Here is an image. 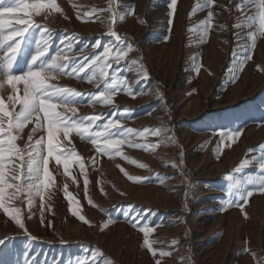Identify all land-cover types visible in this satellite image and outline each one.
I'll list each match as a JSON object with an SVG mask.
<instances>
[{
  "label": "rangeland",
  "instance_id": "rangeland-1",
  "mask_svg": "<svg viewBox=\"0 0 264 264\" xmlns=\"http://www.w3.org/2000/svg\"><path fill=\"white\" fill-rule=\"evenodd\" d=\"M55 3L61 11L49 8L43 15L32 17L52 32L46 55L64 49L61 41L70 42L72 51L64 49L61 54L79 62L87 54L102 51L91 47L97 39L104 44L114 39L108 34L111 13L92 12L107 8L108 0ZM202 3L203 0H177L170 23V0H113V11L124 14L123 22L113 24V30L137 50L129 54V59H138L149 74L143 77L135 69L128 71L123 67L126 62H122L120 70L127 75L134 98L118 92L113 98L114 106L92 101L88 94L96 90L95 84L89 83L83 73L79 77L58 75L50 81L83 94V99L78 97L79 103L72 105L78 115L105 114L98 122L111 117L138 131H167L160 137H128L135 143L159 146L144 150L126 142L120 149L123 155L98 153L90 141L73 134L74 147L87 168V193L78 165H70L77 181L74 183L64 174L62 165L50 161L56 187L45 192L44 224L39 197L30 212L24 197L5 201L10 208L21 209L27 232L0 208V237H12L0 249V264H25L26 256L29 261L35 259L36 264H77L94 251L98 256L103 253L99 264L108 260L114 264H155L156 259H161V264H264V192L256 185H248L253 195L247 202L238 196L230 197L226 179L245 160L249 163L239 175L260 173L259 160L252 158L260 156L259 146L264 145V37L257 33L253 47L248 36L251 30L233 27L244 22L236 9L241 0H215L214 18L205 36L200 22L206 19L208 9L197 7ZM259 10L251 6L245 9L246 16H257L252 30L259 28ZM88 13H92L91 19L86 18ZM85 19L87 22H82ZM30 31L31 43L18 56L14 64L17 69L26 70L41 40L39 29ZM246 55L252 58L245 60ZM0 82H4L0 98L10 109L7 97L14 92L22 96L23 84L18 82L14 90L3 73ZM121 112L123 117L118 115ZM32 127L33 123H29L22 132L14 133L21 137L16 141L21 148ZM237 130L241 135L234 141L220 135ZM42 135L46 137V124L33 140ZM92 159L96 160L95 166ZM5 163L9 182H15L9 172L13 162ZM14 163L18 165L19 160L14 159ZM121 168L141 179L129 180ZM65 183L75 197L71 204L62 190ZM12 191L6 189L5 196ZM72 208L91 224L73 216ZM131 217L141 218L143 224L154 229L148 238L156 241L155 257L143 244V233L130 223ZM104 223L107 226L101 230ZM161 250L171 255L160 257Z\"/></svg>",
  "mask_w": 264,
  "mask_h": 264
},
{
  "label": "snow or ice",
  "instance_id": "snow-or-ice-1",
  "mask_svg": "<svg viewBox=\"0 0 264 264\" xmlns=\"http://www.w3.org/2000/svg\"><path fill=\"white\" fill-rule=\"evenodd\" d=\"M176 6L177 0H170V23L174 18ZM214 6H217L215 0H203V3L197 6L200 9H208L206 19L200 22L205 36L208 35L211 28L214 18L212 8ZM249 6L260 9L258 12V30H252L254 29L257 16L245 15V9ZM49 8L57 12L61 11L55 0H0V51H3V59L0 60V73L5 75L6 82L14 90L18 82L23 84L22 96L14 92V94L7 97L10 102V109L5 106L4 99L0 98V208L3 209L4 213L10 215L11 219L25 232H27V229L22 218L21 209L10 208L5 201L6 199L11 201L24 197L27 200L30 212L35 198L39 197L41 202V223L44 224L45 192L52 187H56L55 177L49 167L50 161L54 160L57 166L62 165L64 174L71 177L74 183L77 181L70 171V165H78L81 174L84 176L85 193L88 191L87 168L84 158L74 147L71 139L73 134L81 140L90 141L98 153L108 154L115 152L116 155H123L120 149L121 145L126 142L133 148L144 150H155L159 146L158 144L135 143L128 137L135 135L140 137H145L146 135L160 137L162 132L167 131L165 128H144L142 131H138L137 129L125 127L121 123V119L109 117L106 122H98L103 121L105 114L90 116L77 114L78 109L72 105L79 103L77 98L83 99V94L72 87H62L50 83V81L56 80L58 75L72 76L75 74L79 77L83 73L89 83L95 84L96 90L88 94L91 100L101 102L104 105L114 106L113 98L118 92L128 93L133 98L135 96L127 75L120 70L122 62H126L123 67L128 71L135 69L137 74H142L143 77H148L149 74L138 59H129V54L137 50L130 43H126L121 34L113 30L112 25L123 22L124 15L113 11V0H108L107 8L93 9L92 12L107 11L111 13L108 34L114 39H111L106 44L97 39L91 47L94 49L102 48V51L87 54L79 62L71 59L67 54H61L64 49L68 52L72 51L73 44L70 42L61 41L64 49L58 48L56 54L46 55L49 52V38L52 36V32L46 27L39 25L32 17L34 15H43L44 10ZM236 9L244 16V22L237 23L233 27L237 29L249 28L251 31H249L248 36L254 47L257 33L260 37H264V0H258V2L257 0H241V3L236 5ZM20 13H23V15H18ZM77 18H80L79 15ZM86 18L91 19L92 13L86 14ZM87 19L82 20V22H87ZM220 27L223 28L224 25H220ZM33 29L40 30L41 40L37 42L36 52L30 56V62L26 64V70L17 69L14 64L18 62V56L26 52L30 45L32 38V31L30 30ZM80 51L83 52L84 48H81ZM251 58V55L245 56V60H250ZM114 65L117 67L114 68ZM196 70L198 72L199 68ZM3 83L0 82V86ZM17 104L19 105L18 111L16 110ZM60 108L63 111L58 110ZM126 111L127 109H125ZM68 113H71V115H68ZM118 115L123 117L124 113L121 112ZM5 118L7 119L5 120ZM29 123H33V127L28 133L27 142L21 148L16 142L21 137L14 133L22 132ZM45 124L46 137L42 135L33 140L36 133L45 128ZM5 125L7 126L5 127ZM220 135L222 139L234 141L241 135V132L239 130L232 133L221 132ZM259 148L260 156L252 158L254 161L259 160V174L239 175L245 165L249 163V161L245 160L234 170V174L226 177L229 181L227 191L230 197L238 196L241 200L247 202V199L253 195V191L248 189V185H256L260 192H264V145H260ZM249 151L253 150L250 149ZM14 159L19 160L18 165L14 163ZM124 159L130 160L127 156H124ZM6 160L13 162V167L9 169V172L11 173L10 179L15 182H9V174L5 171ZM130 162L133 164L137 163L135 160H130ZM91 163L95 166L96 160L92 159ZM172 166L177 167L176 164H172ZM140 167H147V165L141 164ZM121 171L131 181H139L141 179L140 177L129 175L123 168H121ZM20 181H23V183H20ZM6 189L13 190L7 197L5 196ZM62 190L71 204L75 197L68 191L67 183L63 185ZM48 198L50 199V196ZM89 203L91 204L92 201L89 200ZM70 210L72 215L77 216L80 221L91 224L83 215H79L78 209L72 208ZM128 215V213H125L126 217ZM130 223L133 227H138L139 231L143 233V244L147 246L150 253L155 257L157 251L153 248V244L156 241H150L148 238L154 229L147 224H143L142 219L139 217H131ZM106 226V223L101 224V230ZM9 239H12V237H0V249L6 245V241ZM173 243H176V241H173ZM170 255V252L163 250L159 252L160 257ZM100 256H103L102 251L99 252V256L94 251L90 258L83 262L78 260L77 264H99ZM25 264H36V260L32 259L29 261L26 256ZM105 264H114V262L108 260ZM155 264H161V259H156Z\"/></svg>",
  "mask_w": 264,
  "mask_h": 264
},
{
  "label": "bare ground",
  "instance_id": "bare-ground-1",
  "mask_svg": "<svg viewBox=\"0 0 264 264\" xmlns=\"http://www.w3.org/2000/svg\"><path fill=\"white\" fill-rule=\"evenodd\" d=\"M199 217V216H198Z\"/></svg>",
  "mask_w": 264,
  "mask_h": 264
}]
</instances>
